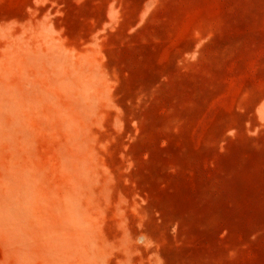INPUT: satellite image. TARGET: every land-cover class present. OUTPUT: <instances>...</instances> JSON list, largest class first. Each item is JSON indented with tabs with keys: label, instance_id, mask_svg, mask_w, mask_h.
Segmentation results:
<instances>
[{
	"label": "rangeland",
	"instance_id": "1",
	"mask_svg": "<svg viewBox=\"0 0 264 264\" xmlns=\"http://www.w3.org/2000/svg\"><path fill=\"white\" fill-rule=\"evenodd\" d=\"M0 264H264V0H0Z\"/></svg>",
	"mask_w": 264,
	"mask_h": 264
}]
</instances>
